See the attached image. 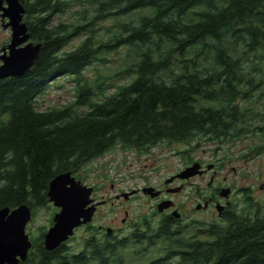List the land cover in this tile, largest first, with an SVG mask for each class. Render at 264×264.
Instances as JSON below:
<instances>
[{
	"label": "trees",
	"instance_id": "16d2710c",
	"mask_svg": "<svg viewBox=\"0 0 264 264\" xmlns=\"http://www.w3.org/2000/svg\"><path fill=\"white\" fill-rule=\"evenodd\" d=\"M31 7L43 49L26 74L0 80V208L28 203L35 214L56 175L71 171L84 180L82 167L118 144L143 152L207 137L224 161L217 156L223 142L253 133L258 142L243 156L263 150L264 0H31ZM70 11L74 19L54 22ZM74 35L84 38L67 50ZM119 57L113 72L102 69ZM60 75L73 77L75 99L41 111L37 100ZM114 79L121 82L111 90ZM250 210L235 208L189 237H181L178 220L166 219L157 234L136 238L165 243V257L149 264L173 257L178 264H264V207ZM45 231L18 264L142 262L134 253L144 250H130L141 238L91 236L82 250L67 241L50 251Z\"/></svg>",
	"mask_w": 264,
	"mask_h": 264
},
{
	"label": "rangeland",
	"instance_id": "374dc122",
	"mask_svg": "<svg viewBox=\"0 0 264 264\" xmlns=\"http://www.w3.org/2000/svg\"><path fill=\"white\" fill-rule=\"evenodd\" d=\"M71 13L70 11L63 15H57L54 22L57 23L60 19L62 21L74 19V17H70ZM106 23L110 25L109 22ZM83 38L84 36L74 35L66 49L71 50L77 47ZM119 60H121L120 57L117 58V61L110 62L114 64L109 69H102L110 74L113 72L111 69L119 65L116 64ZM95 67L94 63L89 65L86 72L92 75ZM120 82L119 79L112 80L111 86L113 88L111 90H115V85ZM51 83L52 86L49 87L47 93L40 96L37 100V106L41 111L53 106L62 107L68 105L75 99V81L72 76L60 75L53 78ZM256 141L257 138L253 133L242 134L235 140L223 142L221 144L222 148L218 150L217 154L218 157H229L217 168L216 177L218 180H224V177L227 176L228 184L232 185V183H235L237 188L246 189V193L244 192L245 196L240 194V196L234 195L232 198L241 213H249L250 209L256 211L258 207H264V187L261 188L264 183V148L261 153L243 156L245 152H248L256 145ZM166 143H163L155 150V157H152L151 160H146L147 152L153 151L155 147L140 152L136 149L124 148L118 144L113 150L98 158H93L82 167L78 172L79 176L84 178V182H82L88 186L92 185L95 187V191L91 194L93 199L91 205L95 204L96 212L93 224L88 226L89 228L87 226H79L75 234L68 240L67 245L71 250H82L86 238L96 236L98 225H108L115 228L120 237L138 229H144L153 235L157 234L162 227L165 214L158 211L157 206H155V200L150 195L145 196L141 192L140 195L134 196L129 200L125 198H122L121 201L116 200V205H104L105 201L103 198L107 199L110 196H115L123 191H131L143 185L159 186L165 181L166 176L179 171L190 160H199L205 164L218 162L213 149L219 143L208 140L207 137L200 139V143L194 141L195 147L190 143ZM224 163L225 168L220 170ZM151 169H154V172H150ZM211 175H213V171L203 177L196 175L182 192L168 193L180 203L186 212L180 224L183 229L181 237H189L192 232L197 231L198 233L199 227L202 228L211 222L221 221L215 210H199L196 207L197 192L203 190L207 192L209 188H207V182L210 181ZM248 194L252 195V198ZM57 209L50 200L47 204L35 207L36 213L27 225V233L32 238L38 237L42 228L46 230L51 225V218ZM126 211L128 215H126ZM123 218H125L124 222ZM184 225L188 226L184 228ZM175 226L177 227L178 225ZM198 236L201 239L205 238L203 235ZM96 238L102 239L101 235L96 236ZM147 244L146 251L139 253L140 255L134 253L136 257L139 256L142 259L140 264H149L152 260H161L165 257L164 250H162L165 243H162V240H159L155 246L154 244ZM140 247L133 252L140 249ZM178 260V257H173L161 263L178 264Z\"/></svg>",
	"mask_w": 264,
	"mask_h": 264
},
{
	"label": "water",
	"instance_id": "95a60500",
	"mask_svg": "<svg viewBox=\"0 0 264 264\" xmlns=\"http://www.w3.org/2000/svg\"><path fill=\"white\" fill-rule=\"evenodd\" d=\"M22 28L25 30V25H22ZM18 42L15 41L14 46ZM42 46L41 42H31L22 48H13L10 55L6 57L5 62L0 65V79L26 74L38 58ZM201 167V163L197 161L185 168L178 176L190 178L202 174L205 169ZM213 167L214 165L210 164L207 169L210 170ZM93 190V186L84 184L71 171L62 172L51 180L48 192L49 200L59 210L55 213L53 224L45 233L44 243L46 249L50 251L56 249L70 238L75 228L93 219L96 211L95 204L91 205ZM143 191L153 197L159 194V191H155V188L151 186L144 187ZM230 191V188H226L222 191V194L228 196ZM131 193H125L124 195L128 197ZM172 204L173 201L165 200L159 204V210L163 211ZM200 207L201 205H198V208ZM173 215L181 216L178 210H175ZM32 217V207L28 203L16 207L4 206L0 208V264H18L27 259L33 243L26 232V227Z\"/></svg>",
	"mask_w": 264,
	"mask_h": 264
},
{
	"label": "flooded vegetation",
	"instance_id": "af4514ba",
	"mask_svg": "<svg viewBox=\"0 0 264 264\" xmlns=\"http://www.w3.org/2000/svg\"><path fill=\"white\" fill-rule=\"evenodd\" d=\"M33 17H34V10L31 7V0H0V65H2L5 62L6 57L10 55L13 48L19 49L31 42L34 43L41 42L44 46V42H42L38 36V30L34 29L33 27ZM22 25H25L26 27L25 30H23ZM15 41H19V42L14 46ZM11 78L14 77H8L0 80H8ZM255 137L257 138L256 142H258V137L257 136ZM163 143H158L153 145L152 148L155 147V149L151 152H147L146 160H151L152 157H155L154 156L156 154L155 150L159 148ZM166 144H170V143L167 142ZM194 162H195L194 160H190L189 162H186L179 171L171 173L169 176H166L165 181L161 183L159 186L152 185L155 188V191H159V194L156 197H152L155 200V206H157L158 203L165 200L173 201V204L169 208H167L164 212H162L163 214H165L164 221L166 219H174L175 221L178 220V222L176 221L175 224L182 223L183 216L184 214H186V212L184 211V208L180 205V203L176 201V199L173 198V196H171L168 193L182 192L183 190H185V186L186 185L188 186V184L191 183L192 179H194L196 176H192L190 178H182L179 177L178 175L180 174L181 171H183L188 166L192 165ZM200 163L202 164V168H206L207 165L210 164L208 163L206 165L202 161H200ZM221 165L222 164L221 163L219 164L218 162L214 163V168L212 169L213 175H211L210 181L207 182V188L209 187L210 189L208 188L207 192L204 190L197 192L198 199H197L196 207L198 208V205H201L199 210H215L219 215V217L221 218V220L222 219L226 220L230 216V214L233 213V210L235 208L237 209L236 205H234L232 201L233 196L234 195L240 196V194L245 196L244 192L246 193V189L237 188L235 183H232V185L228 184L229 182L227 176L224 177V180L219 181L218 178L216 177L217 175L216 172H217V168H219V166ZM224 168H225V163L223 164L222 167H220V170H223ZM212 171L207 170L202 174H198V176L200 175L203 177L206 174L211 173ZM150 172H154V169H151ZM262 187H264V183L261 185V188ZM226 188L231 189L228 196H224L222 194V191ZM140 193L141 192L131 196L130 198L140 195ZM118 195L119 194H116L115 195L116 197L110 196L107 199L103 198V200L105 201L103 204L116 205L117 201H121V199L124 198L123 196H118ZM144 195L149 196L147 194ZM248 196L252 198V195L248 194ZM130 198L128 199L125 198V199L129 200ZM175 209H177L181 213L180 217L174 216L172 214L175 211ZM126 215H128L127 211H126ZM186 226L188 225H185V227ZM108 227H109L108 225H98L97 227L98 233L96 234V236L101 235L102 239L105 238V236L113 237L114 239L117 240L123 237H127L132 239L131 242L138 241V239L141 238V240H139V244L134 243V245L141 244L140 245L141 247L146 246V248L148 247L147 243H149L150 245L155 244L153 240L149 241V237L147 238V240L143 238V236L136 238L139 232L133 231L128 235H123L122 237H120L116 229L114 228L113 231L110 233L106 231ZM139 230L141 231V229H138L137 231ZM142 231H143L142 235H146V233H149L144 229H142ZM138 247L139 246L131 247V249L134 251Z\"/></svg>",
	"mask_w": 264,
	"mask_h": 264
}]
</instances>
